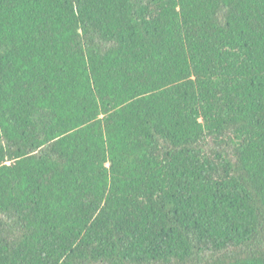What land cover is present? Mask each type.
Wrapping results in <instances>:
<instances>
[{"label": "trees", "instance_id": "16d2710c", "mask_svg": "<svg viewBox=\"0 0 264 264\" xmlns=\"http://www.w3.org/2000/svg\"><path fill=\"white\" fill-rule=\"evenodd\" d=\"M0 264H264V0H0Z\"/></svg>", "mask_w": 264, "mask_h": 264}]
</instances>
